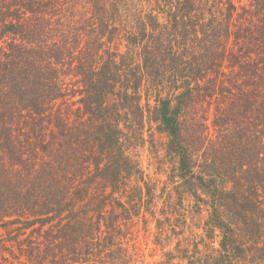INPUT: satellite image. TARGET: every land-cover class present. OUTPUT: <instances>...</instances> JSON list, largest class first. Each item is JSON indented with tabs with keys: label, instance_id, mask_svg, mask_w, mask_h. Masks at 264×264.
<instances>
[{
	"label": "trees",
	"instance_id": "16d2710c",
	"mask_svg": "<svg viewBox=\"0 0 264 264\" xmlns=\"http://www.w3.org/2000/svg\"><path fill=\"white\" fill-rule=\"evenodd\" d=\"M141 221L264 264V0H0V264H129Z\"/></svg>",
	"mask_w": 264,
	"mask_h": 264
},
{
	"label": "rangeland",
	"instance_id": "374dc122",
	"mask_svg": "<svg viewBox=\"0 0 264 264\" xmlns=\"http://www.w3.org/2000/svg\"><path fill=\"white\" fill-rule=\"evenodd\" d=\"M139 155H140V159L141 162L143 163V167L145 168V170L153 175V171L154 169H152L150 171V167H149V161L150 159H152V155L150 154V150H149V145L146 146V148L143 149H139ZM15 229V228H13ZM151 229V233H146L144 230V224L143 222H139L136 227L133 229V234L130 237V239H134L131 246H130V250L128 253V257L130 262L129 264H156L159 263L160 261H163V251L161 249V246H157L154 244V241L156 240V236L159 235L158 230L156 229V224L153 223L150 226ZM190 231V230H188ZM171 234H168V237H170ZM0 238L4 241V245L6 247V249L4 251H1L2 254H8L10 251L16 252V254L20 253L19 250V246H18V242L19 241H23L25 239V237H20L19 235H16V232L14 233H9V232H5L4 229H2L0 231ZM188 236V233H186V238ZM16 237V239H15ZM168 239H166V237H164V239H160L159 242L163 243L166 246L170 245L166 251H170L173 250L176 244V241L174 243H171L169 241H166ZM135 245H134V244ZM18 246V247H17ZM138 248H136V247ZM23 248V247H22ZM137 251H134V250ZM131 255V256H130ZM23 263L26 264L27 260L26 258H24ZM22 263V264H23Z\"/></svg>",
	"mask_w": 264,
	"mask_h": 264
}]
</instances>
